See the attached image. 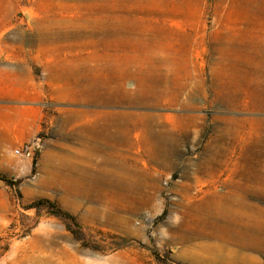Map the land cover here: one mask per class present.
Here are the masks:
<instances>
[{"label":"rangeland","instance_id":"rangeland-1","mask_svg":"<svg viewBox=\"0 0 264 264\" xmlns=\"http://www.w3.org/2000/svg\"><path fill=\"white\" fill-rule=\"evenodd\" d=\"M246 5L0 0V105L32 123L0 159V264H264Z\"/></svg>","mask_w":264,"mask_h":264},{"label":"crops","instance_id":"crops-1","mask_svg":"<svg viewBox=\"0 0 264 264\" xmlns=\"http://www.w3.org/2000/svg\"><path fill=\"white\" fill-rule=\"evenodd\" d=\"M203 2V0H200ZM220 1V0H217ZM248 13V28L264 30V0H245ZM219 3V2H217ZM239 12V9H236ZM14 105H0V159L16 146L27 143L32 136L31 112L28 111L27 122L17 121V115H21Z\"/></svg>","mask_w":264,"mask_h":264},{"label":"built area","instance_id":"built-area-1","mask_svg":"<svg viewBox=\"0 0 264 264\" xmlns=\"http://www.w3.org/2000/svg\"><path fill=\"white\" fill-rule=\"evenodd\" d=\"M14 154L20 157H29L31 154V147L28 144H24L20 149L15 150Z\"/></svg>","mask_w":264,"mask_h":264},{"label":"bare ground","instance_id":"bare-ground-1","mask_svg":"<svg viewBox=\"0 0 264 264\" xmlns=\"http://www.w3.org/2000/svg\"><path fill=\"white\" fill-rule=\"evenodd\" d=\"M106 137H104V139H105ZM109 138V137H108ZM104 141H106V140H104ZM103 141V142H104ZM109 143V142H108ZM107 148V147H106ZM96 149V148H95ZM101 150H102V148H101ZM104 150V149H103ZM105 164V163H104ZM184 240H186V239H184ZM188 240V239H187ZM190 241V240H189ZM183 242V241H182ZM194 257V256H193ZM196 258V257H195Z\"/></svg>","mask_w":264,"mask_h":264}]
</instances>
